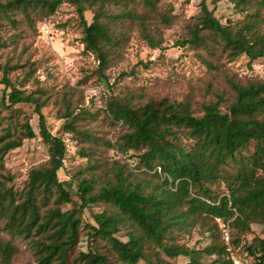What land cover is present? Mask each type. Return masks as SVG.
Returning <instances> with one entry per match:
<instances>
[{"label":"trees","instance_id":"1","mask_svg":"<svg viewBox=\"0 0 264 264\" xmlns=\"http://www.w3.org/2000/svg\"><path fill=\"white\" fill-rule=\"evenodd\" d=\"M208 1L188 18L170 0H0L4 47L28 51L38 24L69 3L77 8L85 52L96 55L100 73L121 60L135 36L166 51L165 31L181 24L184 36L174 46L192 50L207 75L198 84L188 82L181 99L150 96L149 83L132 81L95 110L73 87H41L39 61L0 64L1 106L11 111L7 116L0 108V264L27 257L23 264H173L180 256L188 264H234L219 221L232 230L234 248L255 223L264 224V76L239 75L228 65L244 57L253 70L264 59V0H228L239 18L227 24ZM141 64L149 68L152 62ZM130 76L136 72L120 73ZM30 83L38 86L36 93L20 88ZM21 104L35 106L49 158L17 190L9 184L14 177L4 173L6 156L37 137L29 120L13 119ZM48 104L64 121L61 135L47 129ZM68 138L80 160L67 171L76 198L59 177ZM232 163L238 168L225 175L222 167ZM194 232L210 240L203 249L179 243L182 233ZM83 234L91 249L70 256ZM245 251L254 264H264L263 237L245 243ZM204 256L215 259L205 262Z\"/></svg>","mask_w":264,"mask_h":264},{"label":"rangeland","instance_id":"2","mask_svg":"<svg viewBox=\"0 0 264 264\" xmlns=\"http://www.w3.org/2000/svg\"><path fill=\"white\" fill-rule=\"evenodd\" d=\"M176 13H184L192 17L200 12L202 0H191L186 3L185 0H170ZM209 8L214 10L215 16L224 24L236 21L239 15L235 12L234 6L228 0H209ZM89 20L92 18L90 11L87 12ZM39 35L33 39L28 51H23L14 46L4 47L0 42V64L10 62L13 65L21 66L29 60L39 61L40 70L38 76L41 87H48L53 92L63 91L66 87H73L79 91V96L85 100V105L92 109L98 110L105 106L108 97L117 93L118 90L130 85L133 82H147L151 86L148 95L155 97H169L181 99L189 92L188 82L198 84L207 77L206 69L202 66L201 60L196 54L188 49L176 47L174 44L182 39L185 28L183 25H175L173 28L165 31L166 43L164 47H169L162 52L160 49H152L136 36L132 38L126 54L116 64L106 69L103 73L99 72V61L93 53L85 52L83 42V29L79 20L76 6L64 3L60 10L44 19L37 26ZM5 39V38H3ZM152 62L149 68H145L141 63ZM231 71L239 75H260L264 76V59L257 61L253 65V70L247 68V59L241 58L239 61L228 65ZM122 71L128 73L136 72V77L123 79L120 77ZM22 70L10 74L12 80L19 75ZM2 72H0V78ZM22 86V85H21ZM5 86L0 84V108L2 109V97ZM37 92L38 86L33 83L25 84L20 87ZM10 90H8L9 92ZM21 113L15 115L16 122L29 120L35 130L37 137L33 140H25L22 147L12 150L6 156V168L4 173H9L14 177L13 182H9L17 190H22L28 182V175L32 168L48 160L49 155L47 148L40 135L39 116L35 113V106L30 104H21L17 106ZM57 109L53 104H48L43 108L46 117V126L48 131L53 135L62 134L64 121L57 116ZM3 113L10 116V112L2 109ZM108 130V129H107ZM118 132L115 129L110 132L109 137L114 139ZM70 147L69 155L66 159V166L60 170V181L70 190L73 197L76 198V187L72 186L68 169H73L80 160L75 156L76 145L71 139H67ZM249 154L248 149L243 151ZM111 157H121L129 163L124 156L110 152ZM241 163V162H240ZM238 168L237 164L232 163L222 167L225 175H230ZM87 216L90 214L87 212ZM92 221V219H91ZM222 229L223 238L228 245L230 258L234 264H254V260L245 251V243H250L255 236L264 238V224L255 223L253 232L246 235L240 247L234 248L232 244V230L227 224L219 221ZM210 240L198 232L193 234L182 233L179 236V243L188 247L203 249ZM92 242L89 237L83 234L76 246L69 251V255L76 250L88 252L91 249ZM27 258L18 260L17 264H23ZM203 261L210 262L215 257L204 256ZM173 264H188L189 258L180 256L171 260ZM146 264V263H141Z\"/></svg>","mask_w":264,"mask_h":264}]
</instances>
